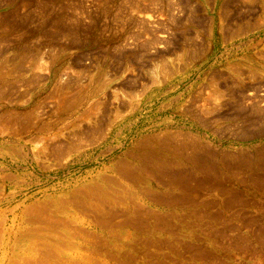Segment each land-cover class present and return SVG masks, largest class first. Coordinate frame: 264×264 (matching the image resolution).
Masks as SVG:
<instances>
[{
	"label": "rangeland",
	"instance_id": "1",
	"mask_svg": "<svg viewBox=\"0 0 264 264\" xmlns=\"http://www.w3.org/2000/svg\"><path fill=\"white\" fill-rule=\"evenodd\" d=\"M0 264H264V0H0Z\"/></svg>",
	"mask_w": 264,
	"mask_h": 264
},
{
	"label": "bare ground",
	"instance_id": "2",
	"mask_svg": "<svg viewBox=\"0 0 264 264\" xmlns=\"http://www.w3.org/2000/svg\"><path fill=\"white\" fill-rule=\"evenodd\" d=\"M153 161V160H152ZM154 163V162H153ZM163 163V162H162ZM164 166V165H163ZM188 184V183H187ZM131 191V190H130ZM139 202V201H138ZM44 218V217H43ZM50 218V217H49ZM56 220V219H55ZM80 220V219H79ZM48 222V221H47ZM62 224V223H61ZM64 224H65V222H64ZM30 227V226H29ZM31 229V228H30ZM41 230V229H40ZM52 230V229H51ZM71 230H73V229H71ZM70 230V231H71ZM26 231V230H25ZM98 231V230H97ZM25 233V232H24ZM37 233V232H36ZM27 235H28V233H27ZM94 235V234H93ZM9 236V235H8ZM94 237V236H93ZM49 239V238H48ZM93 240V239H92ZM44 241V240H43ZM46 242V241H45ZM40 243H42L41 241H40ZM92 243V242H91ZM44 244V243H43ZM47 244V243H46ZM45 244V245H46ZM41 245V244H40ZM47 245H49V244H47ZM29 246V245H28ZM106 246V245H105ZM11 247V246H10ZM46 247V246H45ZM44 247V248H45ZM56 247V246H55ZM47 248V247H46ZM40 249V248H39ZM38 249V250H39ZM52 249V248H51ZM54 249V248H53ZM63 249V248H62ZM45 250V249H44ZM60 250V249H59ZM41 251V250H40ZM51 251V250H50ZM54 251V250H53ZM46 252V251H45ZM49 252V251H48ZM61 252V251H60ZM50 253V252H49ZM51 254V253H50ZM7 255V254H6ZM35 255V254H34ZM45 255H46V253H45ZM58 255V254H57ZM39 257V256H38ZM47 257V256H46ZM52 257V256H51ZM42 258H44V256L42 257ZM59 258H60V256H59ZM51 259V258H50ZM66 259V258H65ZM16 260V259H15ZM22 260V259H21ZM45 260V259H44ZM57 260V259H56ZM45 263H46V261H45ZM56 263V262H55ZM66 263V262H65Z\"/></svg>",
	"mask_w": 264,
	"mask_h": 264
}]
</instances>
